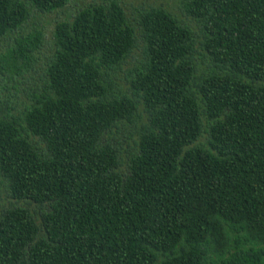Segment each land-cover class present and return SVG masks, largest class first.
I'll use <instances>...</instances> for the list:
<instances>
[{
    "label": "trees",
    "instance_id": "obj_1",
    "mask_svg": "<svg viewBox=\"0 0 264 264\" xmlns=\"http://www.w3.org/2000/svg\"><path fill=\"white\" fill-rule=\"evenodd\" d=\"M69 3L0 0V264H264V0Z\"/></svg>",
    "mask_w": 264,
    "mask_h": 264
},
{
    "label": "rangeland",
    "instance_id": "obj_2",
    "mask_svg": "<svg viewBox=\"0 0 264 264\" xmlns=\"http://www.w3.org/2000/svg\"><path fill=\"white\" fill-rule=\"evenodd\" d=\"M106 1H109V0H70L69 6H67L66 8L62 10L56 11L49 15H45L43 17L36 16L35 18H32L29 24L27 25V27L25 28V32L29 33L35 27L43 29V32L45 35L43 54L44 56H49L53 49V31H54L56 22L67 20L68 16H70V14L72 13L73 7L75 6V4L82 6L84 4H89V3H94V2L101 3V2H106ZM118 1L128 11V14L131 18H133L134 16H137L138 11H140L144 7L149 6V5H154L156 3L164 4L165 7L171 9L174 13H176L180 17H181V14L183 15L182 11L179 8L180 0H157V1L118 0ZM184 18L186 19L188 23H190L193 27L196 28L197 24L196 22L191 20L192 18L190 16H188V18L186 17ZM11 44H16V42L14 43V39H11V38L1 39L0 40V55L4 54L8 46H10ZM140 54L141 52L137 51V54L134 55V57L130 61H128V63L124 65L121 70H119L116 73V77H114V81L116 82L117 86L122 87L124 90H128L129 80L131 79L130 72L134 69V66L137 63L138 59H140ZM44 56H43V59H44ZM43 69H44V64L42 61L40 62V64L35 66V72L30 71L25 76L27 78H30L31 75L33 77L35 76L38 77L37 75H41ZM1 96H3L2 93H0V97ZM22 98L23 97H21L19 101H22ZM143 122H145V120H143ZM129 129H128L127 136H129V133L134 134V132L138 131L140 128L138 125L136 127H130ZM134 136L136 137V135ZM205 141H206L205 138H201L198 144L205 143ZM5 184L6 183L4 182V180L0 177V207L7 208L12 205L26 206L25 203L23 202L17 203L15 200L10 198V196L7 193Z\"/></svg>",
    "mask_w": 264,
    "mask_h": 264
}]
</instances>
